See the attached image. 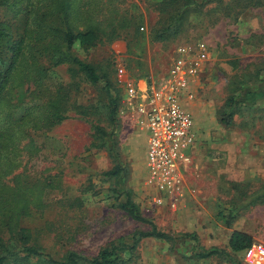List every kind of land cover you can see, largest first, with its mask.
Wrapping results in <instances>:
<instances>
[{
	"label": "rangeland",
	"instance_id": "374dc122",
	"mask_svg": "<svg viewBox=\"0 0 264 264\" xmlns=\"http://www.w3.org/2000/svg\"><path fill=\"white\" fill-rule=\"evenodd\" d=\"M247 1L182 0L169 5L167 0H116L119 34L104 35L95 45L74 44L75 54L94 63L110 81L119 108L111 120L104 82L93 84L83 72L72 74L68 64L53 69L51 81L67 93L69 118L47 132L33 133L34 144L26 149L30 177L58 174L61 185L46 189L43 211L20 220L33 243L55 257L69 250L94 256L111 241L132 243L134 233L150 230L152 224L134 219L120 206L127 188L143 215L171 238H143L133 253L123 252L130 258L126 264H246L244 251L229 248L234 230L264 244V200L244 196L260 192L264 184V3L239 6ZM173 14L184 17L182 31L167 41L152 39L154 30L167 26L156 24L160 16L171 19ZM10 16L0 7V18ZM180 45L203 47L207 58L195 76L194 96L186 100L197 142L189 151L193 161L173 210L154 202L157 191L146 165L149 132L131 115L116 64L124 63L137 79L159 76ZM230 111L233 120L226 125L221 116ZM95 124L108 136L95 135ZM103 139L108 146H97ZM117 164L124 167L119 181L108 174ZM0 234L11 240L7 227ZM213 248L218 249L214 255L198 256Z\"/></svg>",
	"mask_w": 264,
	"mask_h": 264
},
{
	"label": "trees",
	"instance_id": "16d2710c",
	"mask_svg": "<svg viewBox=\"0 0 264 264\" xmlns=\"http://www.w3.org/2000/svg\"><path fill=\"white\" fill-rule=\"evenodd\" d=\"M167 1L175 5L182 0ZM262 3L263 0H248L239 6L247 8ZM118 6L116 0H0V7L11 15L0 18V230L7 227L11 239L6 240L0 234V264H126L130 258H124L123 252L133 253L143 238H171L143 215L132 190L127 188L122 190L125 198L120 206L134 219L152 224L150 230L134 233L132 243L111 241L94 256L69 250L55 257L42 245L33 243L30 229L20 225V220L33 211L44 210L47 188L61 186L58 174L35 179L26 171L30 157L27 148L34 144L33 133L47 132L69 118L65 112L67 93L59 82L51 81L53 69L68 64L72 74L83 72L93 84L104 82L110 92L109 117L115 119L120 98L111 93L107 77L98 73L94 63L77 56L73 46L76 42L81 46L95 45L108 34L111 38L117 36ZM164 9L161 7L160 13ZM171 16L174 17L160 16L156 24L167 26L154 30L152 39L167 41L182 31L184 17ZM228 106L232 107L230 101ZM233 116L234 111L225 112L221 120L230 125ZM93 129L95 135L107 134L98 124ZM107 144L103 139L97 146ZM110 151L115 155L114 150ZM19 168L22 170L16 172ZM123 170L117 164L108 174L119 181ZM260 189L256 194L247 192L244 196L264 200V184ZM253 241L252 234L234 230L229 248L243 252ZM216 252L218 249L213 248L198 256L205 258Z\"/></svg>",
	"mask_w": 264,
	"mask_h": 264
},
{
	"label": "built area",
	"instance_id": "2783aa9c",
	"mask_svg": "<svg viewBox=\"0 0 264 264\" xmlns=\"http://www.w3.org/2000/svg\"><path fill=\"white\" fill-rule=\"evenodd\" d=\"M165 73L150 75L144 88L139 78L129 76L126 65L116 64L117 80L123 87L131 115L149 132L147 140L148 180L157 194L154 202L167 203L174 210L182 194L185 177L193 161L189 151L195 147L193 112L186 100L194 96L192 84L207 58L203 47L180 45ZM246 264H264V244L253 242L244 249Z\"/></svg>",
	"mask_w": 264,
	"mask_h": 264
},
{
	"label": "crops",
	"instance_id": "0c3cea01",
	"mask_svg": "<svg viewBox=\"0 0 264 264\" xmlns=\"http://www.w3.org/2000/svg\"><path fill=\"white\" fill-rule=\"evenodd\" d=\"M146 84H147V81L145 80V78H139V85H140V87L144 88L146 86ZM192 87H194L193 84H192Z\"/></svg>",
	"mask_w": 264,
	"mask_h": 264
}]
</instances>
